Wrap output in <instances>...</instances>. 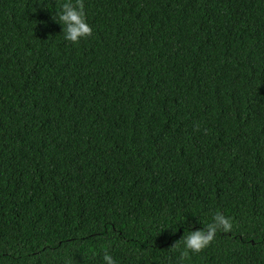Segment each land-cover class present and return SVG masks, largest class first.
Returning <instances> with one entry per match:
<instances>
[{"label": "trees", "instance_id": "obj_1", "mask_svg": "<svg viewBox=\"0 0 264 264\" xmlns=\"http://www.w3.org/2000/svg\"><path fill=\"white\" fill-rule=\"evenodd\" d=\"M65 2L0 0V264H178L216 212L185 264H264V0H84L79 44Z\"/></svg>", "mask_w": 264, "mask_h": 264}, {"label": "clouds", "instance_id": "obj_2", "mask_svg": "<svg viewBox=\"0 0 264 264\" xmlns=\"http://www.w3.org/2000/svg\"><path fill=\"white\" fill-rule=\"evenodd\" d=\"M61 12L53 17L57 23L63 25V34L66 41L72 44H79L82 39L92 36L93 29L86 21L84 0H66L61 5ZM198 130V129H197ZM233 230V221L220 212L212 217L203 230H196L184 235L170 248L179 251L178 264H185L191 260L190 254L199 255L207 249L215 240L218 232L229 233ZM183 243V249L180 245ZM105 264H116L110 254L103 256Z\"/></svg>", "mask_w": 264, "mask_h": 264}]
</instances>
